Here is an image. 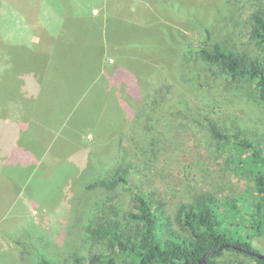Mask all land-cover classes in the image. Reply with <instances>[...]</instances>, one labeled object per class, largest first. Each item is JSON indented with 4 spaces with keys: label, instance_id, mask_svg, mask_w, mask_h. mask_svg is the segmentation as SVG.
<instances>
[{
    "label": "trees",
    "instance_id": "obj_1",
    "mask_svg": "<svg viewBox=\"0 0 264 264\" xmlns=\"http://www.w3.org/2000/svg\"><path fill=\"white\" fill-rule=\"evenodd\" d=\"M92 1L98 3V9L105 10L106 22L101 23L99 19V25L104 30L102 37L110 46L108 49L106 44L101 45L96 22L94 24L92 15H88L83 10L84 3L81 12L68 16L62 28L57 26L58 29L54 35H41L37 30L38 26L33 32L28 33V28L24 30L26 33L25 38L22 39L24 41L13 40L0 33V89L14 87L19 91L18 95L21 98L28 97L30 102H34L38 107L40 103H47L46 101L50 98H59L52 96L53 90L60 94V98L56 101L63 102V88L66 81L71 82L74 87L79 85V89L74 93L76 102L72 110L68 112V117L54 113L41 116L36 114L35 109L28 111L25 107L23 108L21 120L24 118L30 120L32 126L38 123L41 135L44 134L46 126L64 132L68 129L67 127L72 128V124H76L79 132L86 127L110 132L108 125H111L113 118L112 103L114 100L117 101L112 99L113 92L120 94L121 98H127L123 107L130 99V105L143 100L142 105L139 103L131 107L136 111L135 115L130 117L132 120H120L127 123L123 130L110 132L109 137L107 136L109 142L112 139L111 152L109 151L105 156L91 154V163L83 170L81 182L86 183L87 191L90 190L91 180L94 181L93 183L97 182L99 175L105 182L102 191L93 189L100 192L96 199L93 200L89 196L81 197V208L76 206L73 215H81L85 210L104 213L103 217L99 218L98 225L95 224L89 233L95 243L105 241L106 250L109 253L92 255L87 260L76 258L75 262L78 264H199L202 257L210 253L204 264H245L246 259L252 260L254 264H264V260L250 256L246 252L225 247L228 244H235L259 253L252 242L256 236H264V147L245 137L240 127L222 125L215 117V108H209L207 105L202 107L193 99L191 100L187 94L189 90L196 92L201 86L209 87L216 83L219 76L214 72L213 67L218 66L221 73L226 75L225 81L228 82L227 87H223L231 91L239 90L243 96L264 105V56L251 55L242 51L236 43L227 38L220 40L224 36V30L234 25L230 21L232 13H238L235 5L229 10L228 23L224 24V19L218 16L209 26L205 21L204 0L151 1L159 7V10L163 9L166 16L179 15L180 18L187 19L184 20L188 23V26L186 25L188 31H202L205 36L204 45L196 47L185 33L179 30H171L169 27L166 29L161 25L162 28L158 30L149 28L139 33L134 26L136 23L128 21H126L127 26L135 31L133 33L135 38L128 37L126 33L124 34V30L114 38L113 33L117 34L124 29L115 27L116 24L122 25L120 18L128 16L135 20L138 12H131V7L127 6L125 0ZM118 1L122 5L120 11L126 14L118 13ZM191 1L197 5L193 6L195 12L194 21L191 22L194 23L193 25L190 24ZM26 4L27 2L23 5ZM225 4L228 9L229 3L226 1ZM248 24L251 41L260 51H264V6L261 3L250 15ZM60 29L62 30L59 32ZM84 29L88 32L95 31L97 34H90L87 37V42L90 44L89 53L93 56L90 58L86 56V60L87 58L92 60L95 56L93 58L95 65L91 63L92 66H87L89 65L87 63L82 69L84 73L74 74L75 76L71 79H64L71 76L70 73L63 75L60 68L64 60L67 64L70 60L66 46L70 49L71 45L77 41L78 33ZM51 31L53 30L49 33ZM156 46H160L163 52H171L173 55L178 53L180 59L175 56L177 59L175 78H171V73L168 72L170 70L165 66L166 63L159 69L150 67L139 59L130 58L125 50L117 51L114 65L105 64L106 54L112 49L137 47L144 54ZM61 50L64 52L60 53ZM147 53V56L152 55ZM19 54H27L37 59L32 61L31 67L20 69L11 61ZM119 74H123L122 77L119 76L118 82L125 86L124 89L116 86L114 77ZM85 80H87L86 83ZM100 83L101 90L98 93L95 90ZM127 84L129 86L126 88ZM70 91L73 94L74 90L70 89ZM128 92L134 94L137 99L128 96ZM3 97L0 95V109L6 114L0 113V120L10 117V108L15 106L13 101L7 104ZM97 98L102 101L97 103ZM78 105L82 106L77 108ZM140 106L141 108L144 106L141 115L137 113ZM197 106L202 107L198 112H196ZM181 107H184L182 111L177 112L176 110ZM80 108L83 111L78 114ZM123 111L121 107L120 112ZM172 111L177 112L174 115L184 116L207 131L212 140L228 153L227 163L233 165L238 173L252 178L254 189L250 198L248 196L237 198L221 204L214 196L202 194L189 202L180 203L175 215L171 216L165 210L163 202L158 199L156 191L146 192L141 189L139 183L133 182L134 175L139 173L138 169L143 163L134 152L135 140H143L145 144H141L140 141V145L153 152L152 148L160 145L161 139L166 140L167 135L172 133L171 127L166 126V123L170 122L167 116ZM48 118H50L49 121H47ZM74 119L76 122H73ZM40 149L37 155L39 157L47 152V146H40ZM100 159H103V162ZM122 185L132 188V207L122 212V217L118 218L111 216L118 210L107 205L108 198ZM77 200L78 198L75 205ZM225 207L229 210L228 214L224 213ZM176 228H179V233L175 230ZM5 236L18 247H23L22 253L15 251L18 253L15 258L20 259L21 264L26 261L27 250L25 249L29 246H33L39 257L44 259L41 253L44 248L42 247L43 238L30 233L29 230L14 233L11 237L8 234ZM222 247L224 248L218 251ZM41 262L50 264L45 260Z\"/></svg>",
    "mask_w": 264,
    "mask_h": 264
},
{
    "label": "rangeland",
    "instance_id": "obj_2",
    "mask_svg": "<svg viewBox=\"0 0 264 264\" xmlns=\"http://www.w3.org/2000/svg\"><path fill=\"white\" fill-rule=\"evenodd\" d=\"M151 1L155 0H125L127 6L131 7V12H138V16L135 20L128 16L121 17L120 23L122 25L116 24L115 27H123L124 29L118 31L117 34L113 33V37L116 38L118 34L125 31L124 34L126 33L128 37L135 38V35L133 36L135 31L130 30V27L127 26L126 21H128L129 23H136L134 26L137 27L136 30L139 33L149 28L158 30V28H162V25L166 29L169 27L171 30L176 29L184 32L193 46L204 45L205 36L202 31H188V23L185 21L187 19L180 18L177 13V17L166 16V12L163 9L159 10V7H156ZM204 1L205 21L206 25L209 26L213 19L218 16L220 19H224V24L228 23L229 10L235 5L238 13H232V20L230 21L234 25L224 30V36L220 40L227 38L236 43L242 51L251 55L264 56V51H260L256 44L251 41L248 24L250 15L258 4L261 3L264 6V0ZM226 1L229 3L228 9L225 4ZM14 2L11 5L10 1L0 0V33L13 38V40L24 41L22 40L26 36L24 30L28 28V33L33 32L36 26H38L37 30L41 35H54L58 29L57 26L62 28L64 25L67 18L64 14L74 15L72 11L76 10L75 3L78 4L79 2L81 5L84 3L83 10L85 13L94 18L92 22L94 24L96 22L101 45L106 44L107 49L110 47L102 37L104 30L99 25V19L101 23H105L107 16L105 10L98 9V3L95 1L14 0ZM25 2L27 4L24 6ZM193 6L197 5L191 1V25L194 24L191 22L194 21L195 16ZM117 7L118 13L126 14L120 11L122 5L119 1ZM181 19L185 20L182 21ZM50 30L53 31L49 33ZM90 34L97 35L95 31L88 32L84 29L78 33L77 41L71 45L70 49L66 46L67 56L70 60L68 64L64 60L60 68L63 75L70 73L71 76L64 77V79H71L72 76H75L74 74L84 73L82 69L87 63L89 64L87 66L95 65L93 60L95 56L92 60L89 59L93 56L89 53L90 44L87 42V37ZM124 48L122 50L112 49L109 53L107 52L105 64L114 65L117 51L125 50L130 58L139 59L150 67L159 69L161 65L166 63L165 66L170 70L168 72L171 73V78H175L176 61L180 59L178 53L173 55L171 52H163L160 46L152 47L153 50L144 54L137 47H133L135 50ZM61 52L63 53L64 50ZM146 53L152 55L147 56ZM86 56H89L87 60ZM34 59L37 58L27 54H19L11 61L16 64L17 68L27 69L32 66ZM213 70L219 76L216 83L209 87L201 86L196 92L189 90L187 94L191 100L193 99L202 107L207 105L209 108H215V117L220 120L222 125L240 127L245 137L264 147V105L247 98L245 95L243 96L239 90H227L226 75L221 73L218 66H214ZM119 76L122 77L123 74L114 77L116 86L124 89L125 86L120 81L118 82ZM84 82L86 83L87 80ZM128 86L129 84L126 85V88ZM63 89V102L56 101L60 98V94L58 95L53 90L52 96L59 98H50L46 101L47 103H40L38 107L34 102H30L28 97L21 98L18 95L19 91L15 90L14 87L0 89V95L4 96L6 103L13 101L15 105L9 107L11 109L10 117L0 120V264H21L20 259L15 258L18 254L15 251L22 253L23 247H18L15 243L10 242L5 235L8 234L11 237L12 234H17L23 230H29L30 233L44 240L42 244L44 248L41 250L44 259L39 257L33 246H29L25 249L27 255H25L26 261L23 264H42L41 260L50 264H78L75 262L76 258L87 260L92 255L109 253L106 250V242L98 241L95 243L94 238L89 233V230L98 223L99 218H102L104 213L100 214L99 211L88 212L87 210L84 212V209V213L81 215H73V212L76 206L81 208V197L89 196L94 200L100 192L93 189L99 191L103 189L105 181L104 178L101 179L99 171L98 181L93 183L94 181L91 180L89 191L85 189L86 183L81 182L83 170L91 163L90 155L95 153L105 156L109 151L111 152L113 144L112 139L110 142L108 140L110 132L123 130L127 123L124 120L120 122V120H132L130 117H133L136 111L131 107L139 103L142 105L143 100L138 103L133 102L130 105V99L127 105L123 107L122 105L125 104L127 98L123 97V100L120 94L113 92V97H111L117 101L114 100L112 103L114 107L113 118L111 125H108L110 132L95 127H86L79 132L76 124H72V128L67 127L68 129L63 130L64 132L46 126L44 134L41 135L38 123L32 126L30 120L25 118L21 120L24 107L28 111L35 109L36 114L41 116L54 113L68 117V112L72 110L76 102L74 93L75 90L79 89V85L74 87L71 82L66 81ZM70 89L74 90L73 94H71L72 90L70 91ZM100 90L101 83L95 91L99 93ZM127 95L137 99L131 92H128ZM96 101L99 103L102 99L97 98ZM119 101L121 102L117 105ZM79 106L82 105H78L77 108ZM201 106H197L196 112L202 108ZM121 107L124 109L123 112H120ZM183 108L181 107L176 111H182ZM143 110L144 106L142 108L140 106L137 113L141 115ZM1 111L2 109H0L1 114H6ZM82 111L83 109L80 108L78 114H81ZM176 111H172L167 116L171 123H166V126L171 127L172 133L167 135L166 140L161 139L160 145L152 148L153 152L140 145V141L141 144H145L143 140H135L134 152L140 160L142 159L143 163L138 169L139 173L134 175L133 182L139 183L141 189L146 192L156 191L158 199L163 202L165 210L171 216L175 215L180 203L189 202L192 198L202 194L214 196L221 204L237 198L247 196L250 198L254 189L252 178L238 173L233 165L227 163L228 153L212 140L209 133L184 116L174 115L177 113ZM49 120L50 118L47 119V121ZM73 122H76V119ZM129 126L128 123V128ZM40 146H47V152L39 157L37 155L41 151ZM100 161L103 162V159ZM109 176L111 178L112 174ZM131 189L130 186L122 185L108 198L107 206H113L118 210L111 216L120 218L122 212L124 213L126 209L132 207ZM86 192L90 193L86 194ZM76 198L78 200L75 205ZM224 213H229L226 207ZM175 230L179 233V228ZM253 239L254 248H258L259 253L264 255V236H256ZM245 264H254V262L246 259Z\"/></svg>",
    "mask_w": 264,
    "mask_h": 264
},
{
    "label": "water",
    "instance_id": "obj_3",
    "mask_svg": "<svg viewBox=\"0 0 264 264\" xmlns=\"http://www.w3.org/2000/svg\"><path fill=\"white\" fill-rule=\"evenodd\" d=\"M225 247H232L236 250H239V251H243V252H246L248 255L250 256H253V257H256L260 260H264V255L261 254V253H258V252H255V251H251V250H248V249H244L242 247H239L238 245H235V244H228L226 245ZM224 247L220 248L218 251H221ZM210 255V253H207L205 254L202 259L200 260L199 264H204L207 257Z\"/></svg>",
    "mask_w": 264,
    "mask_h": 264
},
{
    "label": "crops",
    "instance_id": "obj_4",
    "mask_svg": "<svg viewBox=\"0 0 264 264\" xmlns=\"http://www.w3.org/2000/svg\"><path fill=\"white\" fill-rule=\"evenodd\" d=\"M9 1L11 2V5H13L15 3L14 0H7V2H9ZM75 7H76V10L72 11V13H74V15L81 12L80 10L82 9V5L78 2V4L75 3ZM64 16L68 17V14L65 13ZM69 16H73V15H69Z\"/></svg>",
    "mask_w": 264,
    "mask_h": 264
}]
</instances>
